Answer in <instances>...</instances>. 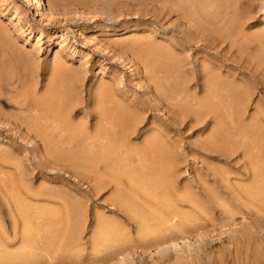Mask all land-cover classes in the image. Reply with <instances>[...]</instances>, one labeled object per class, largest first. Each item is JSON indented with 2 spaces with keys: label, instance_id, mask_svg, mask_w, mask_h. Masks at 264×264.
<instances>
[{
  "label": "rangeland",
  "instance_id": "1",
  "mask_svg": "<svg viewBox=\"0 0 264 264\" xmlns=\"http://www.w3.org/2000/svg\"><path fill=\"white\" fill-rule=\"evenodd\" d=\"M44 3L43 13L36 14L34 0H0V102L24 118L28 102L48 96L62 106L66 137L88 150L103 110H114L116 145L134 118L139 131L130 136L128 149L159 137L176 168L173 192L191 197L180 209L195 216L196 227L174 234L178 245L165 252L137 251L138 220L113 198L114 184L98 191L92 173L52 165L38 138L0 115V238L5 241L0 251L24 250L12 196L13 188L28 186V195L54 191L49 202H31L47 208L42 213L48 220L46 236L31 250L40 257L34 264H264V202L245 190L254 173L248 151L264 166V0L213 6L206 11L208 21H187L156 1ZM156 47L178 57L183 71L195 77L188 82L195 103L205 97L209 80L217 82L225 109L235 103L228 95H235L243 124L254 122L259 137L242 134L238 139H247L246 150L220 155L206 142L210 117L206 128L174 121V107L162 96L163 81L155 77ZM20 191L16 195L25 197ZM128 197L145 206L144 197ZM173 222L179 218L167 225ZM110 225L117 227L116 235L101 232ZM114 248L123 259L104 261Z\"/></svg>",
  "mask_w": 264,
  "mask_h": 264
},
{
  "label": "bare ground",
  "instance_id": "2",
  "mask_svg": "<svg viewBox=\"0 0 264 264\" xmlns=\"http://www.w3.org/2000/svg\"><path fill=\"white\" fill-rule=\"evenodd\" d=\"M146 1L161 2L169 11L187 21H208V15L206 16L208 8L217 6L219 9H223L229 4L237 7L241 2V0ZM34 2L36 3L34 6L35 13L42 14L43 7H45L44 0H34ZM218 19L216 18V20ZM155 49L157 51L154 57L155 77L163 81L160 86L164 89L162 96L166 102L172 103L174 107V116L172 117L174 121L187 122L193 126L201 125L202 128H206L209 124L207 119L210 117L213 127L206 142L213 146L212 151L214 153L220 152L222 155H225L226 152L235 154L241 148L247 149V139L243 142L238 139L242 134L251 139L254 138V135L259 137L258 134L261 130L254 127V122L249 125L243 124L235 95H228L230 98H234L235 103H230L229 110H226L222 97L217 92L220 88L219 84L209 80L204 87L205 97L199 103H195V92H191L188 87V82L195 77L190 78L183 71L182 62L178 57L168 54L162 47ZM206 75L207 72L203 71V76ZM26 109L29 114L23 118L15 114L6 101L0 102V115L19 122L25 127L29 136L34 139L38 138L43 145L42 153L45 158L47 156L49 163L60 167L68 165L92 173L98 191L114 184L117 192L113 198L138 220L140 229L137 251L142 253L147 251L165 252L167 249L178 245L172 239L174 234H184L196 227L195 216L180 209L184 201H190L191 197L189 195L176 196L173 192L175 190L173 173L176 168L172 161L168 162L166 159L169 152L161 148L158 141L159 137L151 136L143 141L142 147H130L128 149V142L132 140H130V136L136 137L139 131L134 118L128 119V126H124L126 128L121 131L124 136L116 145L112 132V113L114 110H103L98 117L93 143L90 144L92 149L88 150L81 144H73V138L66 137V123L62 106L60 108L48 96L45 99L28 102ZM33 111L34 114H31ZM248 155L254 166V173L250 183L245 186V190L251 196L260 198L261 202H264V166H260L259 159L261 157L250 150ZM260 161L262 160L260 159ZM11 183L14 182L11 180ZM13 189L16 193L22 190L26 194V198L18 197L16 193L12 196L15 210L22 222L20 242L24 245V250L22 253L0 251V264H34L40 260V257L34 256L31 250L46 236L47 230L43 225H46L48 220L42 213L47 211V208L33 206L31 202H49L54 191L44 188L28 195L30 193L28 186L20 190L18 188L19 191ZM124 190L128 191V194L134 193L138 198L144 197L145 206L138 205L134 198L128 197V194L123 192ZM61 199L60 197L59 200L62 201ZM32 210L33 213L30 212ZM55 212L59 214L60 209H56ZM172 217H178L179 223L173 222L168 226L167 223ZM101 230L103 233L113 235L118 233L115 225L101 227ZM4 243L5 241L0 238V244ZM118 244H120L119 241L115 243V245ZM116 249L109 250L103 260L109 263L122 260L123 256Z\"/></svg>",
  "mask_w": 264,
  "mask_h": 264
}]
</instances>
